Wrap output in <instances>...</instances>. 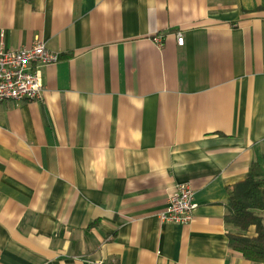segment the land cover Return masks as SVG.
<instances>
[{
    "label": "crops",
    "instance_id": "crops-1",
    "mask_svg": "<svg viewBox=\"0 0 264 264\" xmlns=\"http://www.w3.org/2000/svg\"><path fill=\"white\" fill-rule=\"evenodd\" d=\"M37 40L41 99L0 103V264H261L224 217L264 172V0H0V45Z\"/></svg>",
    "mask_w": 264,
    "mask_h": 264
},
{
    "label": "built area",
    "instance_id": "built-area-1",
    "mask_svg": "<svg viewBox=\"0 0 264 264\" xmlns=\"http://www.w3.org/2000/svg\"><path fill=\"white\" fill-rule=\"evenodd\" d=\"M177 44L183 45V36L176 34ZM160 45V38H154ZM59 55L49 50L42 40L30 47L7 49L0 45V103L6 101H33L41 99L43 84L39 68L58 62ZM197 208L194 192L188 183H178L168 195L165 208L159 213L161 221L186 224ZM94 264H112L98 259Z\"/></svg>",
    "mask_w": 264,
    "mask_h": 264
},
{
    "label": "trees",
    "instance_id": "trees-1",
    "mask_svg": "<svg viewBox=\"0 0 264 264\" xmlns=\"http://www.w3.org/2000/svg\"><path fill=\"white\" fill-rule=\"evenodd\" d=\"M261 211H264V172L253 162L246 177L229 188L224 220L234 228L227 235L231 250L246 260L264 264Z\"/></svg>",
    "mask_w": 264,
    "mask_h": 264
}]
</instances>
